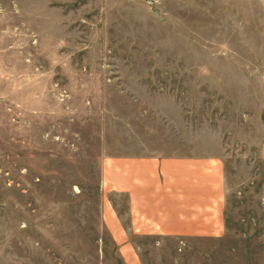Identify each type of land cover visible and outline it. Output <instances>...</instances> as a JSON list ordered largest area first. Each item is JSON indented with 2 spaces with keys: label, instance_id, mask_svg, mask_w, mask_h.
Instances as JSON below:
<instances>
[{
  "label": "rangeland",
  "instance_id": "obj_1",
  "mask_svg": "<svg viewBox=\"0 0 264 264\" xmlns=\"http://www.w3.org/2000/svg\"><path fill=\"white\" fill-rule=\"evenodd\" d=\"M263 15L261 0H0V264H128L102 214L103 162L123 156L225 165V234L131 239L140 264H264Z\"/></svg>",
  "mask_w": 264,
  "mask_h": 264
},
{
  "label": "crops",
  "instance_id": "obj_2",
  "mask_svg": "<svg viewBox=\"0 0 264 264\" xmlns=\"http://www.w3.org/2000/svg\"><path fill=\"white\" fill-rule=\"evenodd\" d=\"M263 3L264 10V0ZM264 32V15H263ZM264 75V55H263ZM103 224L128 264H140L129 240L215 239L225 227V165L215 157L123 156L103 162ZM112 197L126 199V219ZM264 202V182L262 184Z\"/></svg>",
  "mask_w": 264,
  "mask_h": 264
}]
</instances>
